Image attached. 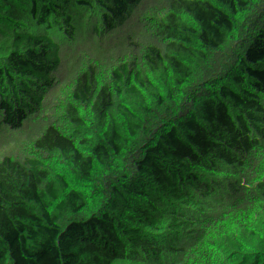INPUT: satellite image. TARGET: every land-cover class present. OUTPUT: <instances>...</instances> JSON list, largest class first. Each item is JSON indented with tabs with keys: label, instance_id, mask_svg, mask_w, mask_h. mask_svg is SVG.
<instances>
[{
	"label": "trees",
	"instance_id": "16d2710c",
	"mask_svg": "<svg viewBox=\"0 0 264 264\" xmlns=\"http://www.w3.org/2000/svg\"><path fill=\"white\" fill-rule=\"evenodd\" d=\"M0 264H264V0H0Z\"/></svg>",
	"mask_w": 264,
	"mask_h": 264
},
{
	"label": "rangeland",
	"instance_id": "374dc122",
	"mask_svg": "<svg viewBox=\"0 0 264 264\" xmlns=\"http://www.w3.org/2000/svg\"><path fill=\"white\" fill-rule=\"evenodd\" d=\"M99 128H100V134L102 136L114 134L115 132V130L109 125L102 124L101 126H99ZM96 153L98 152L91 143L89 147H86L84 148V150H82L77 160L73 161L70 165L62 166L61 168H59V173H62L64 175L67 174L66 176L71 175L72 172L76 170V167L79 164H83V165L85 164V160H87L89 164L90 162H95L96 160L95 158L98 157V154ZM43 183L47 185L48 179L46 178V180ZM30 186H32V184L28 182V179L25 178L24 175L16 178L15 181L16 192L14 199L12 201V208L18 209L20 215L24 212V210L27 208L28 204L30 203V199H29L31 196V193L29 192ZM25 196H27V198H25ZM15 211L16 210H13V213H15ZM6 222L7 224H13V225L18 224L20 222L19 216L17 215V213H15L12 216H10ZM16 229L17 227L15 229L9 228L8 231L4 232V235H6L7 232H11L12 230H16Z\"/></svg>",
	"mask_w": 264,
	"mask_h": 264
}]
</instances>
